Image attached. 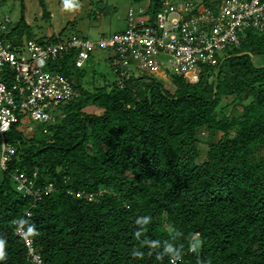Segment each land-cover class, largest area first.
<instances>
[{
	"label": "trees",
	"instance_id": "obj_1",
	"mask_svg": "<svg viewBox=\"0 0 264 264\" xmlns=\"http://www.w3.org/2000/svg\"><path fill=\"white\" fill-rule=\"evenodd\" d=\"M24 1L8 38L32 39ZM144 1L153 13L166 0ZM255 53L264 32L247 30L195 84L144 74L93 91L81 86L73 51L49 62L78 95L30 138L18 123L5 134L15 152L0 169V264H28L16 220L45 264H264V64ZM201 131L221 136L210 142ZM16 171L52 191L34 203Z\"/></svg>",
	"mask_w": 264,
	"mask_h": 264
},
{
	"label": "built area",
	"instance_id": "obj_2",
	"mask_svg": "<svg viewBox=\"0 0 264 264\" xmlns=\"http://www.w3.org/2000/svg\"><path fill=\"white\" fill-rule=\"evenodd\" d=\"M137 15V17H135ZM11 19H0V169L15 152L5 140L13 125L33 122L48 124L55 120L57 107L78 95L73 83L56 70H48L49 62L64 54L74 53L77 68L91 58V52L103 50L110 61L119 86L130 77L163 73L181 76L188 83H197L207 66L218 63L228 51L242 41L240 33L264 32V0H207L198 4L189 0L165 1L155 12L129 7L126 28L121 33L98 39L64 37L60 41L27 39L19 45L5 34ZM57 36L58 33L54 32ZM132 67L134 71L129 70ZM169 73V74H167ZM156 77V76H154ZM157 78V77H156ZM169 81V79H166ZM29 129L33 130L31 125ZM47 127L43 132H47ZM36 176V172L32 177ZM16 188L35 203L52 191L34 186L25 172L13 174ZM78 197L94 198V193L77 191ZM27 215L29 213L26 212ZM15 233L27 247L28 264H45L41 254L27 236L24 227L15 221ZM174 262V259H171Z\"/></svg>",
	"mask_w": 264,
	"mask_h": 264
},
{
	"label": "rangeland",
	"instance_id": "obj_3",
	"mask_svg": "<svg viewBox=\"0 0 264 264\" xmlns=\"http://www.w3.org/2000/svg\"><path fill=\"white\" fill-rule=\"evenodd\" d=\"M166 1L173 2L175 0ZM45 2L48 10L51 12V19L49 21L41 17L42 10L36 0L24 1L26 8L25 19L29 24L31 37L39 42L43 40L53 41L52 34L54 32L58 33L64 26H66L63 31L64 37L76 36L80 38L98 39L105 35L121 33L126 28L128 8L133 7L136 10L139 7L146 8L148 5V1L144 0H69L68 5L63 0H45ZM20 7L21 0H0V19H3L6 15L11 19L9 29L20 18ZM98 8L100 12L96 14L95 10L97 11ZM67 23L69 24L67 25ZM11 35V39L19 45H22V43L25 44L28 39L25 36L17 38L14 34ZM240 35L244 39L246 37V31H243ZM91 54V58L82 68H78L84 72V76L81 79V86L90 91L104 84L110 87L116 81V77L110 61L106 59L108 53L103 50H97L96 48ZM251 58L252 62L257 66L264 64V53H255ZM129 70L130 72L134 71L132 67ZM154 76L163 80L165 84H170V82L164 81L170 79L168 75L156 73ZM210 76H212L211 72ZM70 78L71 80H76L74 74H71ZM227 100L230 102L232 99L228 97ZM87 110L91 112L100 111L97 107H89ZM28 125L33 127L35 123L29 122L28 124H22L18 130L23 131L30 138L33 135V130L29 129ZM199 136L204 140L217 142L221 133L217 132L213 135L207 131H201Z\"/></svg>",
	"mask_w": 264,
	"mask_h": 264
}]
</instances>
